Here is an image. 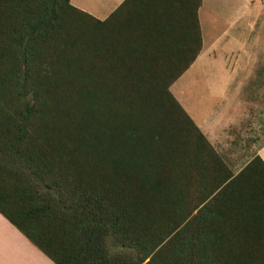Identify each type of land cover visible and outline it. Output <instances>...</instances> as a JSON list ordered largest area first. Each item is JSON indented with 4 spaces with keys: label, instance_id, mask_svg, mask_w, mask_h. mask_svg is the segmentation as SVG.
Segmentation results:
<instances>
[{
    "label": "trees",
    "instance_id": "obj_1",
    "mask_svg": "<svg viewBox=\"0 0 264 264\" xmlns=\"http://www.w3.org/2000/svg\"><path fill=\"white\" fill-rule=\"evenodd\" d=\"M201 2L171 47L71 0H0V214L54 264H264V161L230 169L171 90Z\"/></svg>",
    "mask_w": 264,
    "mask_h": 264
},
{
    "label": "crops",
    "instance_id": "obj_2",
    "mask_svg": "<svg viewBox=\"0 0 264 264\" xmlns=\"http://www.w3.org/2000/svg\"><path fill=\"white\" fill-rule=\"evenodd\" d=\"M225 2L219 0L223 29L209 34L206 49L204 23L215 0H202L198 10L203 39L198 59L206 57V121L198 126L230 169H244L255 156L264 161V38L253 32L263 16L264 0H239L241 6L231 7L229 14ZM71 3L99 20L153 31L148 38L155 43H193L196 0ZM171 51L166 54L178 53ZM0 264L54 263L0 214Z\"/></svg>",
    "mask_w": 264,
    "mask_h": 264
},
{
    "label": "rangeland",
    "instance_id": "obj_3",
    "mask_svg": "<svg viewBox=\"0 0 264 264\" xmlns=\"http://www.w3.org/2000/svg\"><path fill=\"white\" fill-rule=\"evenodd\" d=\"M239 0H226V5H230L226 12L230 13L231 7L241 6ZM261 2L260 4H262ZM224 6V4H222ZM221 6V8H222ZM213 13H206L205 28V45L209 38L219 34L224 26L223 21H219V0H215V5L212 8ZM221 16V15H220ZM257 35L264 38V13L261 21L257 23L256 28L253 30ZM172 93L181 103L183 108L188 112L197 125L206 121V57L197 59L190 69L183 74V76L174 83L171 88ZM203 132V131H202ZM234 172H239L241 169H233Z\"/></svg>",
    "mask_w": 264,
    "mask_h": 264
}]
</instances>
